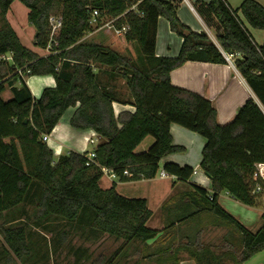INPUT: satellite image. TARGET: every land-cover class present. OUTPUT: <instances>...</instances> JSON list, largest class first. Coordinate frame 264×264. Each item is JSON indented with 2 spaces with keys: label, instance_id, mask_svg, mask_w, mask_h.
<instances>
[{
  "label": "trees",
  "instance_id": "obj_1",
  "mask_svg": "<svg viewBox=\"0 0 264 264\" xmlns=\"http://www.w3.org/2000/svg\"><path fill=\"white\" fill-rule=\"evenodd\" d=\"M13 1L0 0V219L36 197L37 222L50 216L78 222L84 214L91 219L90 211L95 229L126 245L154 240L163 230L147 227L151 211L146 200L121 196L114 184L102 189L100 168L113 172L118 180L127 177L125 171L131 180L153 179L163 157L183 151L173 145L169 130L174 124L205 140L200 168L209 178L213 194L207 199L206 191L194 186L209 202L196 213L207 211L240 232L239 263L264 251V213L262 227L252 234L217 203L221 192L248 207L257 205L264 195L253 193L256 183L252 180L254 166L264 164V110L248 99L231 122L219 125L209 101L171 85L170 72L187 61L226 63L204 33H194L179 21L174 1L18 0L27 8L28 23L35 31L33 46L44 50L50 42L57 43L44 57L24 47L8 23L6 14ZM137 1L141 15L124 14ZM207 7L222 30L219 46L225 53L241 55L235 68L264 108V44L254 45L237 12L225 0H210ZM93 10L101 11L103 17H119L114 23L117 28L128 26L123 37L136 44L135 59L82 40L92 31ZM238 10L250 28L264 32V6L244 0ZM57 13L61 27L50 41L49 19ZM159 17L182 40L176 58L155 56ZM7 56L10 59H2ZM31 76H51L55 87L43 89L36 100L24 82ZM117 76L125 82L126 100L110 87ZM6 90L11 98L4 101L1 95ZM113 103H127L135 112L115 116ZM69 109H75L70 118L73 129L92 130L102 140L94 149L99 168L85 166V153L71 151L56 158L42 142V135L51 134ZM146 137L153 144L147 151L135 153ZM162 170L181 181H188L193 173L192 168L173 163ZM2 228L6 264L11 255L21 260L29 249L24 228ZM209 252L202 250L198 261L189 255L197 264H205Z\"/></svg>",
  "mask_w": 264,
  "mask_h": 264
},
{
  "label": "crops",
  "instance_id": "obj_2",
  "mask_svg": "<svg viewBox=\"0 0 264 264\" xmlns=\"http://www.w3.org/2000/svg\"><path fill=\"white\" fill-rule=\"evenodd\" d=\"M165 1H174L176 3L177 17L184 26L188 27L194 33H204L216 46L221 55V52L225 53L217 41L218 36L222 33L221 27L207 7L210 0ZM225 3L229 7L227 0H225ZM229 9L231 8L229 7ZM231 10L234 11L233 9ZM238 19L247 29L256 47H260L264 44V32L250 28L243 18L241 19L238 17ZM255 34L260 42L256 41ZM181 44V38L170 31L167 21L164 22L162 21V17H159L157 21L155 56L159 58H176L180 51ZM33 48L34 49L31 51L38 56L44 57L46 55L45 51L34 46ZM230 54L232 55L231 59L234 69L226 61L225 64L187 61L180 67L172 70L169 74V80L172 86L193 92L211 103L216 112V122L219 125H225L231 122L238 109L242 107L248 99H252L260 109L264 110L245 80L235 68L236 62L242 60L241 55L238 53ZM24 82L29 88L32 97L36 100L40 97L43 89L55 87V83L51 77L36 76L29 79L24 78ZM117 82L118 81L115 79L110 83V87L116 95L120 94L121 91L117 86ZM124 90L125 93L121 91L122 94H120V96L126 100L127 91L126 89ZM112 107L115 116L123 112L131 114L135 112V108L127 103H113ZM74 110L75 109H69L61 117L59 123L51 132L49 141L46 142L47 146L53 151L55 157L68 154V152L71 151L78 154L86 153L89 151V138L91 135L96 138L99 137L92 130L78 131L69 126V119ZM169 131L173 145L181 147L183 151L163 157L158 164L159 171L153 179L140 178L138 180H131V178L124 177V179L120 180H110L103 177L100 181V187L102 189H108L114 184L116 192L121 196L130 199H145L151 211V216L146 223L147 227L151 225L152 218L154 219V217H156L153 222L154 224L160 222L157 225L159 228L149 227L153 230L162 231L166 226V224H164V217L170 215V213L166 211V208L173 202L174 204L176 202L180 203L181 207L177 208L178 212H176V215L179 218L184 217V221H181V223L177 225L178 228L176 231L178 233L175 241H173L174 247L178 249L179 254L178 257L175 258L176 264H197L196 261L190 257L189 252L183 250L178 243L190 242L187 236L191 229L190 224L197 220L202 214H206V220L200 227L201 232L194 236V242L207 244V249L210 252L208 253L207 260L205 257L203 259L205 264H264V251L256 253L243 263H239L238 252L234 251V253H232L231 246L224 241L228 232V227L222 224H213L212 217L214 216L207 211L201 214V212L196 213V208L193 211L188 210V208H190L189 204L201 201L198 197L200 195L196 192L194 186L205 190L207 199L213 194L211 191V182L200 168V162L202 160L201 152L205 140L199 135L178 125H171ZM152 144L153 139L151 137H146L136 148L135 153L147 151ZM142 145L143 147H141ZM167 163L192 168L193 173L190 179L188 181H181L166 173H164L165 177H162V168ZM261 200L262 205L258 203L253 207H248L234 200L226 192H221L217 196L218 205L238 220L246 229L248 228L250 230H258L262 227L261 215L264 213V195H262ZM161 234L162 233H160V235Z\"/></svg>",
  "mask_w": 264,
  "mask_h": 264
},
{
  "label": "rangeland",
  "instance_id": "obj_3",
  "mask_svg": "<svg viewBox=\"0 0 264 264\" xmlns=\"http://www.w3.org/2000/svg\"><path fill=\"white\" fill-rule=\"evenodd\" d=\"M243 1L244 0H227L229 7L236 11L237 16L241 19L242 16L238 9ZM254 1L264 6V0ZM27 14V8L21 2L15 0L10 5L6 14V19L17 34L21 44L29 50H33L32 42L34 40L35 31L28 23ZM57 16L58 13L53 14L51 17ZM109 20L110 18L107 17L102 23ZM162 21L165 22L166 20L162 18ZM116 29L117 27L114 24L111 30L109 29L108 31V28L105 27L89 37H83L82 40L99 43L121 56L135 59L137 56L136 44L126 40L123 36H115L114 30ZM255 39L257 42H260L256 34ZM49 40L52 41L50 36ZM52 46L57 47V43L51 45L50 42V44H48L47 48L43 50L45 51V56L49 55L50 51H52ZM116 81H118L117 86L119 87V90L121 89L122 93H125L124 80L120 78V76H117ZM121 91L120 94H122ZM120 94H118L117 97H121ZM1 97L6 101L11 95L9 91L6 90ZM47 135L50 137V134ZM95 139H97L98 144L102 142L100 137L96 138L93 135H91L89 141ZM45 144L47 145V143ZM141 147H143V145ZM92 148L94 147L90 145L88 148L89 151H91ZM59 156H56V158ZM198 197L201 201L189 204L190 208H188V210L193 211L196 208V210L199 211L208 207V200L201 196ZM261 197L262 196L260 195V198L257 201L262 205ZM180 207L181 205L179 202H176L175 204L173 202L166 208V211L170 213V215L164 217V224H166V226L162 229L163 231L160 236L146 243L132 242L126 245L123 240L107 236L95 229L92 226L91 221L93 216L90 211L91 219L88 214L82 215L83 211L80 214V216H82L78 222H67L60 217L54 216H50L43 221L37 222L34 218V212L36 210L35 197V199L32 198L28 201V203L21 204L18 208L9 213H5L0 219V264H6V261L9 260L4 251L5 245L3 242L2 226L6 228L22 227L27 236V246L29 248L28 253L25 256H22L21 260H16L13 255H11L9 264H176L175 258L178 257L179 254L178 249L174 247L173 241H175L178 233L176 231L178 228L177 225H179L181 221H184V217H180V219L176 215V212H178L177 208ZM202 212L206 211H201V214ZM154 219H156V217H154ZM154 219L152 218L149 227L159 228L157 225L160 222L154 224ZM212 219L213 224H222L225 227H228V232L224 241L231 246L232 253L237 251L242 243V235L240 232L227 224V222H223L221 218L212 217ZM205 220L206 214H202L197 220L190 224L191 227H189L191 229L187 235L189 237L188 239H190L189 243H178L183 250L186 249L189 251L191 256L197 261L199 260V253L202 252V250L207 251L206 243L194 242V236L201 232L200 227L204 224ZM247 230L254 234L259 229L250 230L247 228Z\"/></svg>",
  "mask_w": 264,
  "mask_h": 264
},
{
  "label": "built area",
  "instance_id": "obj_4",
  "mask_svg": "<svg viewBox=\"0 0 264 264\" xmlns=\"http://www.w3.org/2000/svg\"><path fill=\"white\" fill-rule=\"evenodd\" d=\"M139 3H140V1H137L136 3H131V5L127 8V10L125 11L124 14H126L128 12H134V13H136L138 15H141V13H139L137 11V6H138ZM102 14L103 13L101 11H99V10L91 11L89 24H90V26L92 28V31L88 32L84 37H89V36L93 35L94 33L102 30L105 27L108 28V31H109V29L111 30V28L113 27L114 23L119 18V17L110 18L109 21H106V22L102 23V21L105 18H107V17H103ZM49 22H50L49 36H50L51 40L54 41V38L57 35V32L59 31V29L61 27V21L59 20L58 17H50ZM128 30H129L128 26L127 25H123L122 27L117 28L116 30H114V35L118 36V37H122V36H124L127 33ZM53 43H56V42H53ZM221 53H222V55L224 57V60L227 63H229L234 69V65H233L232 59H231L232 55L231 54H226V53H223V52H221ZM9 57L10 56L2 57V59L6 58V60H8V59H10ZM17 74H19L21 76V71L17 70ZM41 139H42V142H44V143L49 141L48 135H42ZM89 145H91L94 148L91 151L85 153V156H84L85 159H86L85 166L86 167H90V166L98 167L97 163L95 162V152H94V149L97 146V140L96 139L95 140H90L89 141ZM100 171L103 174V177H106V178H108L110 180H117V177H116V175L113 172H111L109 170H106V169H103V168H100ZM123 176L130 177L131 175L128 172L125 171V172H123ZM161 176L165 177L164 172L161 173ZM252 180L256 183L255 187H254V190H253V193L254 194H264V187H262L261 184H260V183H262V185H264V164H256L254 166V171H253V174H252Z\"/></svg>",
  "mask_w": 264,
  "mask_h": 264
}]
</instances>
